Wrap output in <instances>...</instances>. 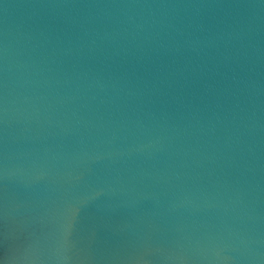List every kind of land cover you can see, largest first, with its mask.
I'll use <instances>...</instances> for the list:
<instances>
[{"label": "water", "instance_id": "obj_1", "mask_svg": "<svg viewBox=\"0 0 264 264\" xmlns=\"http://www.w3.org/2000/svg\"><path fill=\"white\" fill-rule=\"evenodd\" d=\"M0 264H264V0H0Z\"/></svg>", "mask_w": 264, "mask_h": 264}]
</instances>
